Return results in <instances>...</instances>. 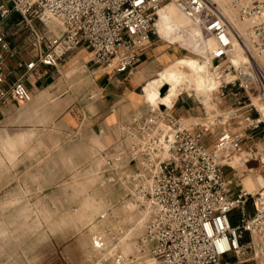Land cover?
Listing matches in <instances>:
<instances>
[{
	"label": "built area",
	"instance_id": "2783aa9c",
	"mask_svg": "<svg viewBox=\"0 0 264 264\" xmlns=\"http://www.w3.org/2000/svg\"><path fill=\"white\" fill-rule=\"evenodd\" d=\"M168 1L215 39L208 50L215 107L188 125L171 107L145 101L102 151L126 196L148 210L138 238L154 264H264V185L234 191L225 171L226 158L242 153L245 142L246 163L262 155L264 0H230L247 21L249 41L218 0H0V99L31 100L25 75L39 64L57 66L81 47L97 64L135 67ZM14 13V33L27 34L21 45L8 39L5 22ZM236 43L245 53L239 63L230 58ZM22 52L29 55L18 60L25 70L7 84L6 61ZM94 243L102 247L104 236L95 234Z\"/></svg>",
	"mask_w": 264,
	"mask_h": 264
},
{
	"label": "rangeland",
	"instance_id": "374dc122",
	"mask_svg": "<svg viewBox=\"0 0 264 264\" xmlns=\"http://www.w3.org/2000/svg\"><path fill=\"white\" fill-rule=\"evenodd\" d=\"M178 13L181 11L159 23L153 37L160 44V88L169 85L176 89L171 86L174 68L189 61L208 69V50L215 45V39L186 15L179 25ZM84 58H90L88 50ZM83 64L64 68L63 90L69 89L75 100L76 75ZM176 90H180L178 98L187 100L196 111L182 116L188 125L205 121L204 107H215V89L208 92L209 102L186 82ZM144 93L145 85L143 96L149 101ZM171 111L177 114L175 109ZM39 114L38 126L0 128V264H154L138 238L145 220L139 213L145 208L126 196L127 189L113 179L107 152L102 151L105 144L93 137L83 142L80 134ZM249 145L244 143L243 156ZM260 145L264 142H258ZM257 166L249 171L226 162L234 191L257 190L254 175L264 185V161ZM98 233L105 238L100 248L94 243Z\"/></svg>",
	"mask_w": 264,
	"mask_h": 264
},
{
	"label": "crops",
	"instance_id": "0c3cea01",
	"mask_svg": "<svg viewBox=\"0 0 264 264\" xmlns=\"http://www.w3.org/2000/svg\"><path fill=\"white\" fill-rule=\"evenodd\" d=\"M18 18L19 14H12L5 25L8 39L21 45L23 34H15L13 25V21ZM86 51L84 47L78 48L57 66L39 64L30 70L24 79L32 92V99L25 102L10 96L0 99V128L38 126L40 124L37 120L41 116L39 112H42L43 118L55 120L64 129L80 134L83 142L93 137L106 146L118 135V125L128 120L133 111L145 103L144 85L145 98L151 102L158 101L154 91L160 89L162 60L157 40L154 39L143 51L135 67L124 71L84 58ZM22 57L29 59L25 52L7 59L6 68L11 70L7 84L24 72L25 67L18 65ZM80 62L85 63V67L76 75L75 100L68 93L69 89L63 90L67 72H64V68ZM179 93L180 90H176L172 94L167 102L168 107L175 109L177 114L196 112L187 100L178 98ZM179 103L180 109L177 111Z\"/></svg>",
	"mask_w": 264,
	"mask_h": 264
},
{
	"label": "bare ground",
	"instance_id": "6f19581e",
	"mask_svg": "<svg viewBox=\"0 0 264 264\" xmlns=\"http://www.w3.org/2000/svg\"><path fill=\"white\" fill-rule=\"evenodd\" d=\"M222 1L226 5V11H225V9H223L224 12L226 14L228 13L232 17H234V19H232L227 14L229 16L232 24L235 26L237 31L240 34L244 35L246 40L249 41V34H248V30H247V21H243L238 17V10L230 2V0H222ZM219 2L223 8L221 0H219ZM178 10L181 11V13H178L176 16V18L178 19L179 25L183 24V20L185 19L184 15H186L190 20H192L181 9V7L175 1H170V2L166 3L165 5H163V7L159 10V17L157 19V25L159 23L161 25L168 16H170L173 13H176V11H178ZM175 28H177L178 31H179V29H181L179 26H177ZM190 31H191V29H190ZM193 32H195V30ZM207 48H208V46H207ZM244 56H245V53L243 51V48L236 43L234 46V50L230 55L231 60L234 63H239ZM208 65H209V68L211 69L210 62L208 63ZM209 68L206 69L205 67H202V65L199 62L194 61V60L187 62L182 67L177 66L174 68L175 72L173 75V79L171 81V86H174L176 89H179L181 87L182 83L186 82L189 86L194 87V89H196L198 92L204 93L206 95V99H208V92H211L213 89H215L218 86V81H217L216 77L214 76L212 69L210 70ZM209 72H211L212 75ZM192 80H195V82H192ZM160 89H158L154 92L158 97V102H160V104H162L164 106H168L167 102L170 100L171 96H173L172 94L176 91V89H172L169 85H167V89L164 93H162L160 91ZM209 101L210 100L208 99V102ZM182 116L185 118L187 117L186 114H183ZM259 144H261V143H259ZM263 146L264 145H260V147H257L258 154L259 153L262 154L261 157H259L261 160V163L264 161V147ZM243 154H244L243 152L241 155H240V153H239V155L236 153L235 155L227 157L226 158L227 162H230L235 167H238V169L239 168H244V169L246 168L249 171H253L256 167H259V166H248V164L245 162V159H244V156L247 154V151H246V154L244 156H243ZM254 178H255L259 187L263 186V185H260L258 183V179H257L256 175H254ZM245 189L249 190L248 188H245ZM253 190H255V189H251V191H253ZM147 215H148V210H144V211H141V213H139V216L141 217V219L146 218Z\"/></svg>",
	"mask_w": 264,
	"mask_h": 264
},
{
	"label": "water",
	"instance_id": "95a60500",
	"mask_svg": "<svg viewBox=\"0 0 264 264\" xmlns=\"http://www.w3.org/2000/svg\"><path fill=\"white\" fill-rule=\"evenodd\" d=\"M166 89H167V85H164L161 87L160 91L164 93ZM259 163H260V160L258 158L251 159L247 162L248 166H257L259 165Z\"/></svg>",
	"mask_w": 264,
	"mask_h": 264
}]
</instances>
